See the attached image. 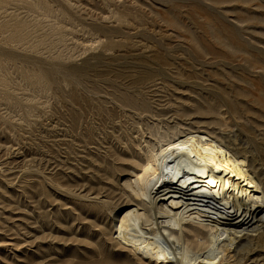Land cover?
<instances>
[{
	"label": "rangeland",
	"instance_id": "374dc122",
	"mask_svg": "<svg viewBox=\"0 0 264 264\" xmlns=\"http://www.w3.org/2000/svg\"><path fill=\"white\" fill-rule=\"evenodd\" d=\"M166 125L264 184V0H0V264H169L114 240ZM235 236L210 264H264Z\"/></svg>",
	"mask_w": 264,
	"mask_h": 264
},
{
	"label": "bare ground",
	"instance_id": "6f19581e",
	"mask_svg": "<svg viewBox=\"0 0 264 264\" xmlns=\"http://www.w3.org/2000/svg\"><path fill=\"white\" fill-rule=\"evenodd\" d=\"M149 133L123 180L137 204L117 217L115 242L160 262L210 264L236 234L261 229L264 184L225 142L187 125Z\"/></svg>",
	"mask_w": 264,
	"mask_h": 264
}]
</instances>
